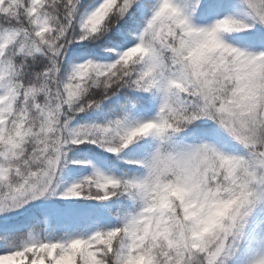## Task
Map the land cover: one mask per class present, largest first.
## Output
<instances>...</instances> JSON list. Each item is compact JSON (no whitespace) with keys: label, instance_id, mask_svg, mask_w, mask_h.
Listing matches in <instances>:
<instances>
[{"label":"snow or ice","instance_id":"1","mask_svg":"<svg viewBox=\"0 0 264 264\" xmlns=\"http://www.w3.org/2000/svg\"><path fill=\"white\" fill-rule=\"evenodd\" d=\"M80 4L81 0H0V97L4 99L0 108L5 109L3 115L8 117L7 123L11 124L18 115L46 111L44 93L53 104H59L67 112L81 95L77 86L93 85L94 80L91 90L76 104L81 109L79 113L99 108L110 95L125 87L144 92L156 89L162 93L159 113L154 119L145 121H133L125 113L104 123L81 124L79 127H73L70 120L65 122L62 116V139L56 146L57 159L51 162L56 173L66 162V137L70 145L97 144L113 154H119L138 139L149 136L158 137L160 144L147 160L129 161L143 166L146 177L120 179L96 169L67 187L61 193L64 198L87 197L107 201L117 195L143 194L146 199H151L161 176L176 175V182L181 183L202 157L211 155L218 160L241 163L237 155L225 154L209 143L194 144V150L173 151L165 147L172 135L202 118L215 121L247 149L245 161L249 167H254L257 172L264 168V143H250L245 122L238 121L233 115L235 104L227 98L217 97L219 79L232 77L238 81L232 99L239 102L241 96L248 97L244 107L251 108L257 98V81L264 79V61L256 59L259 52L247 53L235 46H228L225 50L236 51L237 61L245 57L239 67L235 66L236 62L232 67L218 64L210 55L228 43H221L225 35L247 30L253 25L231 15L219 17L209 26H198L193 22L194 15L215 11L220 0H188L184 7L177 0H159L137 42L125 47L114 62L102 64L87 60L75 65L65 77L62 69L67 48L74 42L98 39L100 33L107 32L103 29L89 32L81 25V34L76 35L74 21ZM244 4L250 10L252 20L264 25V0H244ZM152 8V0H117L110 19L115 16L123 20L137 10ZM249 38L264 42V35L249 33ZM114 39L127 42V31ZM41 58L47 63L40 71H35L33 65ZM26 96L29 98L27 102ZM33 97L36 103H33ZM13 103L18 108L23 107L24 111L9 116ZM260 127L264 130V125ZM203 131L210 133L211 129ZM251 139L259 141L261 137L257 134ZM70 163L90 162L71 160ZM0 179H8L7 168L0 169ZM53 189L54 179L47 190L55 195ZM19 191L20 186L13 184L0 191V213L9 207L23 205ZM246 236L247 231L240 244ZM227 251L223 248L209 253L206 264H220ZM87 255L92 261L108 264L102 252L93 251ZM111 255L117 258L116 264H124L128 258L118 253ZM68 260L75 261L76 255H69L63 242L36 239L0 255V264L9 261L16 264H65ZM252 264H264V258Z\"/></svg>","mask_w":264,"mask_h":264},{"label":"clouds","instance_id":"2","mask_svg":"<svg viewBox=\"0 0 264 264\" xmlns=\"http://www.w3.org/2000/svg\"><path fill=\"white\" fill-rule=\"evenodd\" d=\"M116 2L101 0L82 21L83 28L89 32L108 31ZM227 40L228 35H225L221 43ZM228 46H232L231 43L211 52L212 61L228 67L236 62L235 66L239 67L245 57L237 61V52L226 51ZM259 53L256 59L264 61V51ZM93 85L77 86L81 95L67 112L59 104H53L47 93H44L46 111L18 115L11 124L3 115L5 109L0 108V169H8V179H0V191H5L9 184L19 185L22 204L52 194L47 189L57 175L51 162L57 159L56 146L62 139L61 117L65 122L72 121V114L81 111L76 104ZM237 85L238 81L232 77L220 78L217 97L227 98L235 104L233 115L238 121L245 122L250 143H264V130L260 127L264 125V79L257 81V98L251 108L244 107L248 97L241 96L239 102L232 99ZM28 99L26 96L25 102ZM32 99L36 103V98ZM3 102L0 97V104ZM10 108L9 116L24 111L15 103ZM257 134L261 139L252 140L251 137ZM64 144L66 162L63 166L68 161L69 138H64ZM195 147L193 144L180 150H194ZM237 156L241 163L218 160L211 155L202 157L181 183L176 182V175H163L152 198L146 199L140 194L139 208L121 225L86 236L56 240L63 242L69 255H76L75 261L68 260L65 264H100L88 257L87 254L93 251L104 253L108 264H116L117 258L112 253L127 255L124 264H206L209 253L223 248L229 251L224 253L220 264H228V258L235 254L253 218L264 212V168L257 172L248 166L245 156Z\"/></svg>","mask_w":264,"mask_h":264},{"label":"trees","instance_id":"3","mask_svg":"<svg viewBox=\"0 0 264 264\" xmlns=\"http://www.w3.org/2000/svg\"><path fill=\"white\" fill-rule=\"evenodd\" d=\"M156 1L152 0L153 7ZM100 2L101 0H81L74 21L77 36L81 34L82 21ZM152 9L137 10L131 17L125 16L123 20L114 16L109 21V30L100 33L98 39L74 42L67 48L63 74L66 76L72 65L87 60L102 64L114 62L125 47H131L137 42L139 34L147 25ZM112 21L116 22L112 23ZM126 31L127 42L114 39ZM249 33H255L257 36L264 35V29L260 27L255 31H240L237 32L236 38L246 47H264V42L250 39ZM122 44L124 47L121 46ZM45 63L47 61L43 58L37 60L33 65L35 71H40ZM162 100V93L156 89L144 92L134 88H121L115 95H110L99 108L74 114L72 125L104 123L125 113L129 114L133 121L154 119L159 113ZM209 128L210 133L203 131ZM202 141L213 143L225 151L230 149V153L239 150L240 155L248 154L247 149L212 120L192 123L181 132L172 135L165 147L174 151L178 148L175 144L185 146ZM159 144L160 140L156 136L140 138L119 154L109 153L97 144L69 145V162L61 167V180L78 182L91 175L96 169L120 179H141L145 176L146 169L129 161L147 160ZM71 160L90 163L72 164ZM43 203L33 205L23 214L0 219V255L20 248L32 239L64 240L117 227L139 208L140 199L139 194H136L135 196L117 195L107 201H81L68 204L60 200L56 204Z\"/></svg>","mask_w":264,"mask_h":264},{"label":"rangeland","instance_id":"4","mask_svg":"<svg viewBox=\"0 0 264 264\" xmlns=\"http://www.w3.org/2000/svg\"><path fill=\"white\" fill-rule=\"evenodd\" d=\"M158 3H159V0L155 2L148 20H150L151 16L154 14L155 7L156 5H158ZM177 3H179L182 7H184L187 5L188 0H177ZM225 15L234 16L236 18H239L245 21L246 23L250 25H253L251 28L244 30V32L255 31L257 28H260V27L264 29V25H259L258 23L252 20V17L250 15V10L244 4V0H220L219 7L215 11L211 13H206L204 17H198L197 15H194L192 19H193V22L197 24L198 26H209L210 24L215 22V19L219 17H223ZM237 35H238L237 32L228 34L227 42L231 43L232 46L239 47L245 51H253V52L264 51L263 46L253 47V48L246 47L245 45L239 42V40L236 38ZM75 65H72L69 68V71L66 73V76L70 74L71 69ZM210 120L211 119L209 118H202L193 123L209 122ZM199 143H209L213 145L214 147H216L219 151L224 152L225 154L240 155L239 150L235 152L232 151V153H230L231 152L230 149H228L229 151L222 150L210 142L202 141ZM199 143H195V144H199ZM175 145L176 147H178L176 150H180L188 146V145L180 146L178 144H175ZM190 145H193V144H190ZM61 171L62 169L60 168L54 180V189L56 191L55 195L46 194L44 197L31 200L28 203L23 204L20 207H15V208L9 207L5 209L3 213H0V219L11 218V217L23 214L25 211H27L28 209H30L33 205H36L37 203L38 205L44 204L43 202H49L52 204H56L60 200L68 204L73 203V202L75 203L81 202V201H97L95 199H88L87 197L64 198L61 195V193H63V191L67 187H69L73 183H76L77 181H72V180L62 181ZM261 258H264V212L257 213V215L253 218L249 228L247 229V236L245 237V240L238 246V249L236 250L235 254L228 258V264H252L253 261L261 259ZM6 264H16V262L9 261V262H6Z\"/></svg>","mask_w":264,"mask_h":264}]
</instances>
